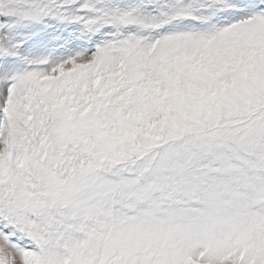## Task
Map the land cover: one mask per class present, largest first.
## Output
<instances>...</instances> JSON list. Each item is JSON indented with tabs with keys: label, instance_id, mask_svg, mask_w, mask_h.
<instances>
[{
	"label": "snow or ice",
	"instance_id": "obj_1",
	"mask_svg": "<svg viewBox=\"0 0 264 264\" xmlns=\"http://www.w3.org/2000/svg\"><path fill=\"white\" fill-rule=\"evenodd\" d=\"M0 264H264V0H0Z\"/></svg>",
	"mask_w": 264,
	"mask_h": 264
}]
</instances>
